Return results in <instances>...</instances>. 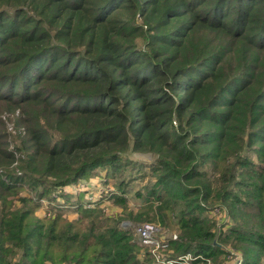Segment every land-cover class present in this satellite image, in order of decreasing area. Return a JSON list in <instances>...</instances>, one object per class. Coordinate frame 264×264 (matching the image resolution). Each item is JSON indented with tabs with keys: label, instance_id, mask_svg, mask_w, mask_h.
Segmentation results:
<instances>
[{
	"label": "trees",
	"instance_id": "16d2710c",
	"mask_svg": "<svg viewBox=\"0 0 264 264\" xmlns=\"http://www.w3.org/2000/svg\"><path fill=\"white\" fill-rule=\"evenodd\" d=\"M234 258L264 264V0H0V264Z\"/></svg>",
	"mask_w": 264,
	"mask_h": 264
},
{
	"label": "rangeland",
	"instance_id": "374dc122",
	"mask_svg": "<svg viewBox=\"0 0 264 264\" xmlns=\"http://www.w3.org/2000/svg\"><path fill=\"white\" fill-rule=\"evenodd\" d=\"M3 117H5V116H3ZM133 157L138 158L144 164L151 162V156H149V155L135 154ZM146 180L147 179H145L144 181L136 180L134 183H132V187H131L130 192L128 194V197H129L128 201H129L130 207L135 208L139 204L140 199L135 196V191L140 186H142L146 182ZM110 188H111V182H107L106 184H101L100 174H95V175H92L87 180V182H80V184H78L77 186H72V187L66 188L65 190H62V192L65 193L66 195H65L64 199L61 198L63 200L60 199L59 201L67 200L68 201L67 203H73L74 204V202L76 200L80 199L79 197H77L79 195H84L83 197H84L85 202L93 201L95 199L98 201V200H100L101 193H104L105 190H108ZM100 205H101V207L105 208V210L108 214L121 212V208L119 206L114 205L108 201L101 202ZM69 207L74 208L75 205H70ZM38 213L43 214V212H38ZM67 217H75V215L73 213L71 214L69 212V214H67ZM125 222L126 221H122V223H125ZM128 223H130V222H128ZM131 224L132 223L127 224V227L130 229H132L133 225H134V224H132V225ZM162 237L168 238L169 236L167 235V233L166 234L164 233V234H162Z\"/></svg>",
	"mask_w": 264,
	"mask_h": 264
},
{
	"label": "built area",
	"instance_id": "2783aa9c",
	"mask_svg": "<svg viewBox=\"0 0 264 264\" xmlns=\"http://www.w3.org/2000/svg\"><path fill=\"white\" fill-rule=\"evenodd\" d=\"M127 224L129 223H122L124 227H127ZM132 231H134V234L136 235L138 241L141 243V245L148 247L151 250V253L153 256H155L156 261L160 260L158 249L161 245V241L157 238L155 235L157 232V229L155 226L151 224H141V225H133ZM181 262L187 263L189 260L188 256L182 257L178 259ZM162 264H171L172 261H165L162 262ZM232 264H239V260H236V258L233 259Z\"/></svg>",
	"mask_w": 264,
	"mask_h": 264
}]
</instances>
